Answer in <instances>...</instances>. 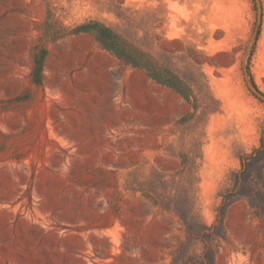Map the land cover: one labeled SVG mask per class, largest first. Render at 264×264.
I'll return each instance as SVG.
<instances>
[{
    "label": "rangeland",
    "instance_id": "rangeland-1",
    "mask_svg": "<svg viewBox=\"0 0 264 264\" xmlns=\"http://www.w3.org/2000/svg\"><path fill=\"white\" fill-rule=\"evenodd\" d=\"M263 137L264 0H0V264H264Z\"/></svg>",
    "mask_w": 264,
    "mask_h": 264
},
{
    "label": "trees",
    "instance_id": "trees-1",
    "mask_svg": "<svg viewBox=\"0 0 264 264\" xmlns=\"http://www.w3.org/2000/svg\"><path fill=\"white\" fill-rule=\"evenodd\" d=\"M89 29L112 54L120 58H124L136 66L146 68L149 71L150 75L159 82L167 81V79L161 76L160 72L157 69V64L150 58V56L146 52L133 46L129 41L114 32L112 29L97 23L89 26ZM262 147L263 145L256 148L255 152L260 153Z\"/></svg>",
    "mask_w": 264,
    "mask_h": 264
}]
</instances>
